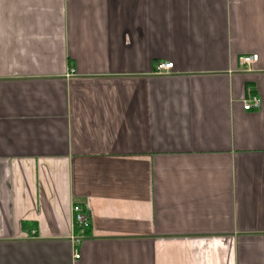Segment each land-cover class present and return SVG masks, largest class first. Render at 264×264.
Listing matches in <instances>:
<instances>
[{
    "label": "crops",
    "instance_id": "crops-1",
    "mask_svg": "<svg viewBox=\"0 0 264 264\" xmlns=\"http://www.w3.org/2000/svg\"><path fill=\"white\" fill-rule=\"evenodd\" d=\"M0 264H264V0H0Z\"/></svg>",
    "mask_w": 264,
    "mask_h": 264
},
{
    "label": "built area",
    "instance_id": "built-area-1",
    "mask_svg": "<svg viewBox=\"0 0 264 264\" xmlns=\"http://www.w3.org/2000/svg\"><path fill=\"white\" fill-rule=\"evenodd\" d=\"M258 61L257 55H243L238 58L237 64L244 69H250ZM173 69L172 63H159L155 70L158 73L169 72ZM244 111H257L260 108V101L257 98H252L250 101H245L242 104ZM73 228L75 234L72 237L73 255L75 260H79V246L81 241L85 238L86 233L90 227L89 215L85 213L78 205L72 206Z\"/></svg>",
    "mask_w": 264,
    "mask_h": 264
}]
</instances>
